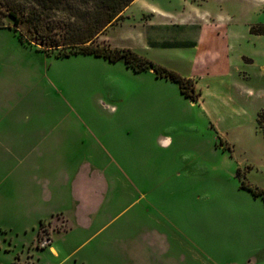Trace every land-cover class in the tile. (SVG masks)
I'll return each mask as SVG.
<instances>
[{"label":"rangeland","instance_id":"rangeland-1","mask_svg":"<svg viewBox=\"0 0 264 264\" xmlns=\"http://www.w3.org/2000/svg\"><path fill=\"white\" fill-rule=\"evenodd\" d=\"M0 23V264H264V0H135L95 41L196 72L207 106L216 85L212 120L151 68ZM226 50L233 77L195 63Z\"/></svg>","mask_w":264,"mask_h":264},{"label":"trees","instance_id":"trees-1","mask_svg":"<svg viewBox=\"0 0 264 264\" xmlns=\"http://www.w3.org/2000/svg\"><path fill=\"white\" fill-rule=\"evenodd\" d=\"M134 1L0 0V13L13 19L10 27L20 32L22 41L28 36L29 42L36 43L39 49L48 53L57 49L58 57L84 54L104 57L112 62L123 59L138 72L151 68L158 76L179 83L182 93L192 101H197L199 94L195 91L191 79L157 65L131 48L95 44L97 38L110 26L124 19L125 10ZM0 26L5 24L0 23ZM257 125L264 134V108L258 114ZM250 189L256 196L263 195L264 198L263 190Z\"/></svg>","mask_w":264,"mask_h":264},{"label":"crops","instance_id":"crops-1","mask_svg":"<svg viewBox=\"0 0 264 264\" xmlns=\"http://www.w3.org/2000/svg\"><path fill=\"white\" fill-rule=\"evenodd\" d=\"M198 44L199 43H196L195 46L197 47ZM229 49L231 50V48H228V50ZM225 52H223V54H220V53H211V54L208 53V54H205V53H202L201 51H199L197 53V58H196V62L195 63H196V65L198 64L197 66L201 69V72L209 75V77L212 76V78H215V76H221L222 75L221 78H223V75H225V72L229 76H232L230 74H232L231 68L233 67V65H232V60H231L230 52H228L227 50ZM219 57H221V58L224 59V61H223L224 66H222V63H221V60H219L220 59ZM244 57L249 58V60L251 61V63L252 62H254V63L256 62L255 55H250L249 57L248 56H244ZM254 63H252V64H254ZM223 68H225V69H223ZM195 73L191 74L188 77V78H191V79L192 78H195V77L197 78V79L194 80V85H195V88H198L199 87V90L200 91L198 92L199 98L195 102L198 103L199 105H201V108L203 109V111L205 113V116L208 117L209 120H212L213 114L216 113V111H218L217 109L220 108V107H222V105H225L226 106L228 104V102H227L228 99L223 96V93L220 90V88H217V86L214 85L212 87L213 88V91H211L210 94H212V93L215 92L214 95H217L218 94L219 96L217 95L218 97H215V101L213 103H211L210 106H207L206 101H205V98H203L204 94H203V91L202 90H203L204 87H200V84H201L200 81L202 79V76L200 78ZM198 78H200V79L198 80ZM209 80H210V78H209ZM221 81L222 80H220V82ZM220 84H221V87H223V85L226 86V83L224 84L223 82H221ZM228 85L231 86L232 84H228ZM209 88H211V84L209 85ZM219 117H223V113H221L219 115ZM212 126L215 127V129H216V128H218L219 124H218V126H216V124L213 123ZM220 130L221 131H219V132H221V133L224 132L221 128H220ZM223 136H225V135H223ZM225 139H227L226 144H232L233 143V141H231L232 142L231 143L228 140V135L227 134L225 136ZM228 141H229V143H228ZM251 164L255 166V164H253V163H250L249 165H251ZM64 213L65 212L62 211V212H59L58 215H62V217H64V219H65V221L67 222V225H68L70 223V218L67 217ZM52 228H53V226H52ZM36 242L37 243L39 242V237H38V239H36ZM53 242H54V240L52 238V235H50L49 236V239H47L46 242L41 243V246L42 247H40V248H43V249L49 248L53 256L60 257L61 256L60 255V251L53 244ZM69 256H70V254L67 255V256H65L64 259H67Z\"/></svg>","mask_w":264,"mask_h":264},{"label":"bare ground","instance_id":"bare-ground-1","mask_svg":"<svg viewBox=\"0 0 264 264\" xmlns=\"http://www.w3.org/2000/svg\"><path fill=\"white\" fill-rule=\"evenodd\" d=\"M54 250V249H53Z\"/></svg>","mask_w":264,"mask_h":264}]
</instances>
